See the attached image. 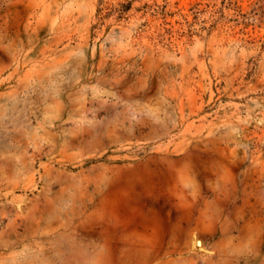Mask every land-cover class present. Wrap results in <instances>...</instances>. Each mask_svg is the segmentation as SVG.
<instances>
[{"label": "rangeland", "instance_id": "1", "mask_svg": "<svg viewBox=\"0 0 264 264\" xmlns=\"http://www.w3.org/2000/svg\"><path fill=\"white\" fill-rule=\"evenodd\" d=\"M119 1L0 0V264H264V0Z\"/></svg>", "mask_w": 264, "mask_h": 264}, {"label": "trees", "instance_id": "2", "mask_svg": "<svg viewBox=\"0 0 264 264\" xmlns=\"http://www.w3.org/2000/svg\"><path fill=\"white\" fill-rule=\"evenodd\" d=\"M131 7V2L129 0L127 1H119L115 5L109 4L104 7H100L99 10H102L103 8L108 13L110 12H117L118 16H123L124 12L128 10Z\"/></svg>", "mask_w": 264, "mask_h": 264}, {"label": "bare ground", "instance_id": "3", "mask_svg": "<svg viewBox=\"0 0 264 264\" xmlns=\"http://www.w3.org/2000/svg\"><path fill=\"white\" fill-rule=\"evenodd\" d=\"M198 243H200V241H198Z\"/></svg>", "mask_w": 264, "mask_h": 264}]
</instances>
